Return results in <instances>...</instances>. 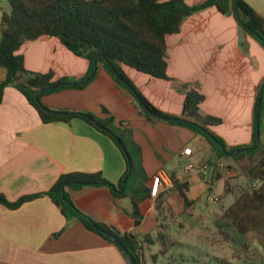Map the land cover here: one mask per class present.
Segmentation results:
<instances>
[{
    "label": "crops",
    "instance_id": "1",
    "mask_svg": "<svg viewBox=\"0 0 264 264\" xmlns=\"http://www.w3.org/2000/svg\"><path fill=\"white\" fill-rule=\"evenodd\" d=\"M204 0H187L192 5ZM264 17V0H245ZM3 8L0 9V11ZM0 12V19H1ZM1 34V25H0ZM170 79H160L123 66L137 89L159 110L181 115L183 82L198 83L205 98L203 114L221 119L211 129L228 148L249 145L254 128V110L264 80V46L242 28L233 14L211 6L184 19L179 32L166 37ZM28 70L52 71L54 79L83 78L87 59L68 50L52 36L24 42L18 50ZM5 72L0 70V80ZM42 102L53 109L88 111L105 117V108L118 123L132 130L141 147L142 166L148 176L151 196L140 203L142 219L135 224L130 198H115L107 186L66 187L74 205L98 222L137 236L145 264L153 262L158 243L155 237L165 206L182 210L183 199L173 189L172 177L188 182L186 193L196 201L211 190L206 182L216 156L206 138L191 129L162 120L149 121L129 92L100 65L96 76L82 88L44 94ZM260 143L264 142V122ZM185 147L191 153H183ZM199 150L207 153L203 160ZM207 166L206 171L186 170L189 163ZM126 169L125 160L110 137L83 119L69 123H44L26 98L13 86L4 90L0 104V193L15 201L21 196L44 193L66 172H99L116 184ZM162 171L168 178L159 182ZM203 177V178H202ZM193 191L195 196H191ZM165 201L157 209L159 196ZM194 204V203H193ZM192 204V205H193ZM190 205V206H192ZM177 206V207H176ZM188 207V206H187ZM156 248V252L151 250ZM0 264H129L122 251L75 218H66L48 195L11 209L0 204Z\"/></svg>",
    "mask_w": 264,
    "mask_h": 264
},
{
    "label": "trees",
    "instance_id": "2",
    "mask_svg": "<svg viewBox=\"0 0 264 264\" xmlns=\"http://www.w3.org/2000/svg\"><path fill=\"white\" fill-rule=\"evenodd\" d=\"M6 1L8 9L2 10L0 19V68L5 72L0 80V104L5 88L13 86L26 98L44 123L56 121L69 123L74 118L85 120L112 139L125 160L126 169L116 184L104 178L99 172H66L61 174L44 193L24 195L15 201L8 200L0 193V204L15 209L24 202L46 194L66 218L79 220L88 229L115 244L129 264H145L136 235L120 232L94 220L74 205L65 190L66 187L77 189L84 185L107 186L115 198H130L131 214L135 224H139L142 219L140 203L151 196V188L147 186L148 176L142 166L141 147L134 140L132 130L116 122L105 108L103 112L106 116L100 118L88 111L53 109L42 102L44 94L62 89L82 88L94 79L98 67L102 65L114 80L129 92L140 113L149 121L162 120L181 125L204 136L217 158L230 156L237 162L247 160L242 164L246 176L249 181L259 180L260 184L256 188L250 186L240 190L233 202L217 215L216 226L226 236H231L232 233L244 236L254 232L257 241L264 248V146L260 143L254 147L258 101L254 110L252 142L249 145L228 148L224 140L211 129L218 125L221 119L200 111L205 96L198 83L183 82L179 85V89L184 93V99L181 115L175 116L155 107L123 70V66H129L156 78L170 79L167 74V35L179 32L182 22L189 15L211 6L223 14H233L238 24L264 46V17L259 12L245 0H204L192 5L188 4L187 0ZM41 36L56 37L72 53L87 59L89 67L85 76L80 80L70 77L54 79L52 71L28 70L24 64V56L18 50L24 42ZM56 84L61 85L54 86ZM259 95L261 99L258 123L261 134L264 80L260 85ZM141 101L148 110L143 107ZM163 117L169 119L165 120ZM95 121L102 124V127L95 126ZM220 145H223V148ZM240 148L245 149L234 152ZM129 169L131 172L124 189L121 190ZM215 179L221 180L220 174ZM172 182L173 189L182 197L184 205L186 207L192 205L195 200L190 199L186 193L188 182L175 177H172ZM231 189L225 185L223 192L228 193ZM164 195L159 196L156 205L158 210L165 201ZM162 227L164 224L161 223L155 237L145 235L147 243L160 245L158 252L151 256L153 261L160 255H165L175 244ZM218 263L232 264L223 260ZM161 264L185 263L170 259Z\"/></svg>",
    "mask_w": 264,
    "mask_h": 264
},
{
    "label": "rangeland",
    "instance_id": "3",
    "mask_svg": "<svg viewBox=\"0 0 264 264\" xmlns=\"http://www.w3.org/2000/svg\"><path fill=\"white\" fill-rule=\"evenodd\" d=\"M1 8L8 9L6 0H0ZM261 118L264 122V113ZM261 145L264 146V142L261 141ZM199 153L200 160L207 155L203 150ZM244 162H237L230 156L216 157L208 176L202 177L206 182L213 179L211 190L200 193L198 198L191 191L190 195L196 197V201L182 210L178 208L177 212L168 206L161 209L162 230L175 244L165 255L158 257V264L170 259L181 260L185 264H219L220 260L232 264H264V248L254 232L244 236L236 233L226 236L216 226L217 215L233 202L240 190L259 186V183L254 186L255 180L249 181L242 168ZM218 174L221 180L216 181ZM225 185L232 188L230 192H223ZM151 250L157 251L155 247Z\"/></svg>",
    "mask_w": 264,
    "mask_h": 264
},
{
    "label": "water",
    "instance_id": "4",
    "mask_svg": "<svg viewBox=\"0 0 264 264\" xmlns=\"http://www.w3.org/2000/svg\"><path fill=\"white\" fill-rule=\"evenodd\" d=\"M234 10H235V9H234ZM59 85H61V84H56V85H54V86H59ZM260 99H261V96L259 95V99H258V108H257V110H256V117H255V122H256V136H255V138H256V143H255L254 147H257V146L260 144V130H259V123H258V122H259V115H258V112H259ZM141 104L143 105V107H144L146 110H148V107H147L142 101H141ZM163 119L168 120L169 118H167V117H163ZM94 124H95V126H97V127H99V128L102 127V124H100V123L97 122V121H95ZM220 146L223 148V145H220ZM244 149H245V148H240V149L235 150L234 152H240L241 150H244ZM227 154L231 155L232 153H227ZM130 172H131V170L129 169L128 172H127V174H126V176H125V178H124V180H123V184H122V188H121V190L124 189V186H125V183H126L127 177L129 176ZM127 255H128V254H127ZM128 257L130 258L129 255H128Z\"/></svg>",
    "mask_w": 264,
    "mask_h": 264
},
{
    "label": "built area",
    "instance_id": "5",
    "mask_svg": "<svg viewBox=\"0 0 264 264\" xmlns=\"http://www.w3.org/2000/svg\"><path fill=\"white\" fill-rule=\"evenodd\" d=\"M183 153L186 154V155H189L191 153V148L185 147L183 149ZM184 168L186 170L198 169V170H201L202 172H205L207 166L205 164L198 166L195 163L189 162V163H187L184 166ZM157 179H158V186H159V182H163V181H165V179L168 180V178L166 176H164L162 171L158 172ZM258 183L260 184V181L259 180H255L254 181V186L258 185Z\"/></svg>",
    "mask_w": 264,
    "mask_h": 264
}]
</instances>
